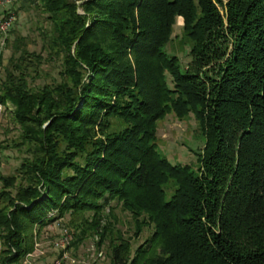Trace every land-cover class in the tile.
I'll return each mask as SVG.
<instances>
[{
    "label": "trees",
    "instance_id": "trees-1",
    "mask_svg": "<svg viewBox=\"0 0 264 264\" xmlns=\"http://www.w3.org/2000/svg\"><path fill=\"white\" fill-rule=\"evenodd\" d=\"M41 2V51L7 39L0 80L24 154L0 174V264H24L67 216L70 247L97 235L111 264H264V0ZM178 18L187 65L168 51ZM47 62L60 79L33 85ZM170 114L197 122L195 164L159 151Z\"/></svg>",
    "mask_w": 264,
    "mask_h": 264
},
{
    "label": "rangeland",
    "instance_id": "rangeland-1",
    "mask_svg": "<svg viewBox=\"0 0 264 264\" xmlns=\"http://www.w3.org/2000/svg\"><path fill=\"white\" fill-rule=\"evenodd\" d=\"M78 4H81V2H78ZM5 11L11 12L16 18L12 29L8 33L7 39H9V42H12L17 36H25L27 37L29 50L40 52L43 46L40 33L46 30L45 28H50V25L46 22L47 16L43 11L41 0H35L34 3L23 0L0 7V18ZM183 27V19L178 18L168 51L177 54L182 63L187 65L191 58L187 55L188 50L183 52L185 50L184 44L181 43L180 38L183 34ZM11 52L12 50L7 44L0 53V80L4 77V69L8 64ZM57 66V62H47L42 68L43 78L33 83V85L52 83L54 80L60 79ZM3 104L7 108L0 118V174L8 176L17 173L24 154L11 148L14 142L19 139L20 129L14 121L12 103L8 101ZM156 136L159 151L167 156L172 163L191 164L194 162L195 164V154L203 147L204 139L193 116L182 120H179L174 114L166 116L163 120L158 121ZM193 166L197 168V165ZM174 187L173 182L167 186L168 197L172 194ZM115 214L118 219L117 228L122 231L125 238L132 237L133 223L131 215L123 212L120 208L115 210ZM69 220V216H67L65 219L44 229L36 239L35 251L25 259L24 264H56L63 252H68L69 256L76 261L75 264H111V251L107 244L99 247L100 237L97 235H91L77 247L69 246L65 250L57 247L56 244L62 236L63 229L67 228L69 233L71 231V228L67 226ZM58 223L60 226H57ZM153 231V228L146 229L138 240L133 241V249L143 244ZM64 264L72 263L65 262Z\"/></svg>",
    "mask_w": 264,
    "mask_h": 264
},
{
    "label": "built area",
    "instance_id": "built-area-1",
    "mask_svg": "<svg viewBox=\"0 0 264 264\" xmlns=\"http://www.w3.org/2000/svg\"><path fill=\"white\" fill-rule=\"evenodd\" d=\"M21 1L23 0H0V7H4L7 4H15ZM15 19H16L15 16L8 11H5L4 15L0 18V53L6 47L8 33L12 29V25ZM6 108L7 106L0 103V118L2 113L6 110ZM57 226H59V223L57 224ZM70 241H71V236L68 229H63L62 236L56 245L60 249L65 250L69 248ZM65 262H70L72 264L76 263V261L69 256L68 252H63V254L61 253L60 259L57 260L56 264H64Z\"/></svg>",
    "mask_w": 264,
    "mask_h": 264
}]
</instances>
